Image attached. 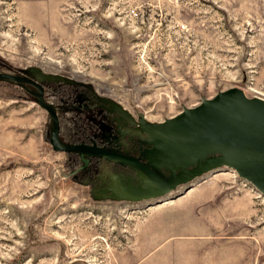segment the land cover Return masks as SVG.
<instances>
[{
	"label": "rangeland",
	"instance_id": "374dc122",
	"mask_svg": "<svg viewBox=\"0 0 264 264\" xmlns=\"http://www.w3.org/2000/svg\"><path fill=\"white\" fill-rule=\"evenodd\" d=\"M0 72L50 84L63 144L137 137L153 164L163 146L146 133L176 147L195 105L232 87L264 95V0H0ZM37 94L0 79V264H264V194L235 165L157 197L91 190L53 149ZM219 150L234 147L160 168L172 181Z\"/></svg>",
	"mask_w": 264,
	"mask_h": 264
},
{
	"label": "water",
	"instance_id": "95a60500",
	"mask_svg": "<svg viewBox=\"0 0 264 264\" xmlns=\"http://www.w3.org/2000/svg\"><path fill=\"white\" fill-rule=\"evenodd\" d=\"M0 79L28 83L38 90L37 103L49 114L53 122L50 143L54 150L79 153L85 164L88 163L89 158L83 157L84 154L99 155L130 166L140 174L137 177L128 175L127 180L124 181H121L123 179L121 174H113L109 186L111 194L124 191L131 194L134 199L157 197L172 191L193 177L222 165H235L240 175L247 178L264 194V99L248 97L238 87L221 91L183 114L181 121L184 124V133L182 141H178L176 147L165 144L155 131L151 133L145 131L148 138H152V135L155 137V141L149 139L152 147L163 146L162 152L158 148L153 152L148 150L153 155V164H151L91 144L64 145L59 139L58 114L45 102L42 84L30 77L8 72H0ZM110 110L124 115L113 107ZM231 147H234L231 152L219 150L217 154L201 157L197 164H193L195 166L178 174L172 181L163 178L157 172L162 167L168 168V154L180 158L196 152L193 155L196 157L195 155L199 153L197 151L203 154V151L208 149ZM206 155L207 153L203 154Z\"/></svg>",
	"mask_w": 264,
	"mask_h": 264
},
{
	"label": "trees",
	"instance_id": "16d2710c",
	"mask_svg": "<svg viewBox=\"0 0 264 264\" xmlns=\"http://www.w3.org/2000/svg\"><path fill=\"white\" fill-rule=\"evenodd\" d=\"M43 88H44V100L45 102L52 107L50 101L48 100V96L49 94H47L46 90L50 89V84L49 86L46 84H42ZM49 91V90H48ZM52 91V90H51ZM99 108L102 109V111L104 113H106V115L104 116L105 120L109 121V117L110 119H114L115 117L118 116V113L115 111H112L108 108L107 105L105 104H99ZM66 113V112H65ZM58 114V118H59V139L60 141L64 142V136L61 132V121H62V115ZM103 119V120H104ZM113 124V123H112ZM85 127V126H84ZM84 129V128H82ZM81 129V130H82ZM70 134V133H69ZM74 135H78L77 133H73ZM71 135V138L68 137L67 141H65L64 145H73V144H91V145H95V146H99L102 148H105L107 150H111V151H116L122 154H126V155H130L133 157L138 158L141 162L143 163H147L146 158H143L141 156V154L145 151V149L147 148V145H143L141 142H138L137 137H131L127 143L126 147H111L109 145L108 142H105L102 139H99V141H95L92 138L90 139V137H88L87 139H75L74 135ZM75 135V136H76ZM66 155L69 156H74L76 158L79 159L80 164L75 168L76 172H82L83 170H86L88 173V179L85 183V185H87L88 187L91 188V190H97L98 192H104V193H110L111 190L109 189L110 184L112 183V173L108 171V169H116V170H122L124 167H129L132 168L130 166L121 164L120 162H116V161H112L109 160L105 157L99 156V155H91V154H84L83 157H87L89 158V161L87 164H85L82 160V156L79 153H75V152H65ZM111 163L120 165L119 168H116L115 166L111 165ZM134 169V168H132ZM163 178L167 179L161 169H159L157 171ZM112 174V175H111ZM117 175V173H115ZM78 178V177H76Z\"/></svg>",
	"mask_w": 264,
	"mask_h": 264
},
{
	"label": "bare ground",
	"instance_id": "6f19581e",
	"mask_svg": "<svg viewBox=\"0 0 264 264\" xmlns=\"http://www.w3.org/2000/svg\"><path fill=\"white\" fill-rule=\"evenodd\" d=\"M259 97V96H258ZM259 98H262V99H264V95H262V97H259ZM257 143H260L259 141H257Z\"/></svg>",
	"mask_w": 264,
	"mask_h": 264
}]
</instances>
